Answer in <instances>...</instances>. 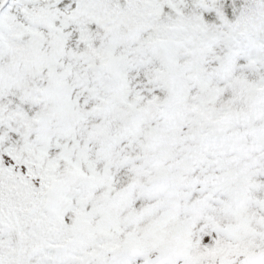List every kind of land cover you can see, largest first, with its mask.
<instances>
[{"label":"snow or ice","instance_id":"obj_1","mask_svg":"<svg viewBox=\"0 0 264 264\" xmlns=\"http://www.w3.org/2000/svg\"><path fill=\"white\" fill-rule=\"evenodd\" d=\"M0 264H264V0H0Z\"/></svg>","mask_w":264,"mask_h":264}]
</instances>
